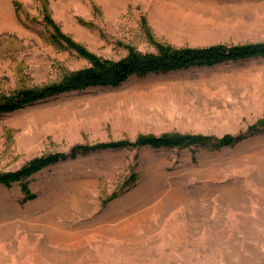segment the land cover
<instances>
[{
  "label": "rangeland",
  "instance_id": "374dc122",
  "mask_svg": "<svg viewBox=\"0 0 264 264\" xmlns=\"http://www.w3.org/2000/svg\"><path fill=\"white\" fill-rule=\"evenodd\" d=\"M57 32L114 60L264 43V0H0V99L87 65ZM165 135L241 138L92 149ZM49 154L66 158L26 179L31 198L0 184V264H264V58L0 113V173Z\"/></svg>",
  "mask_w": 264,
  "mask_h": 264
},
{
  "label": "trees",
  "instance_id": "16d2710c",
  "mask_svg": "<svg viewBox=\"0 0 264 264\" xmlns=\"http://www.w3.org/2000/svg\"><path fill=\"white\" fill-rule=\"evenodd\" d=\"M52 24V23H51ZM57 29V28H56ZM58 31V30H57ZM59 41L74 49L76 53L87 60V65L81 69L67 73L56 82L39 88L22 89L9 97L0 99V113L12 112L64 93L85 90L91 87H116L133 75L142 76L150 73H170L192 67L214 66L224 62L239 61L247 58H264V43L244 45H210L205 47L175 48L169 45L156 44L153 52H140L129 48L127 54L117 60L98 57L87 51L83 46L71 40L68 36L57 32ZM258 126L252 125L248 130L255 131ZM241 138L240 135H224L221 138L211 136H146L139 137L134 143L116 142L94 145L92 149L116 148L120 146H180L188 144L209 143L225 146ZM79 149V150H77ZM85 148L72 149V155L81 153ZM66 158L65 154H49L31 160L16 171L0 173V184L9 186L19 182L22 192L31 198L26 179L33 173Z\"/></svg>",
  "mask_w": 264,
  "mask_h": 264
},
{
  "label": "crops",
  "instance_id": "0c3cea01",
  "mask_svg": "<svg viewBox=\"0 0 264 264\" xmlns=\"http://www.w3.org/2000/svg\"><path fill=\"white\" fill-rule=\"evenodd\" d=\"M202 218V216H199V219H201Z\"/></svg>",
  "mask_w": 264,
  "mask_h": 264
}]
</instances>
